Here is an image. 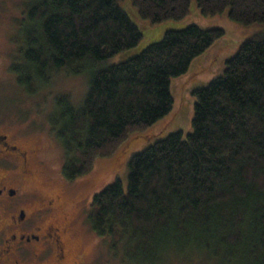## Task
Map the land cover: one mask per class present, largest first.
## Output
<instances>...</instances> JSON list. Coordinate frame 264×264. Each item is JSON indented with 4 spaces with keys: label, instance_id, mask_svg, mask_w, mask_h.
Listing matches in <instances>:
<instances>
[{
    "label": "trees",
    "instance_id": "trees-1",
    "mask_svg": "<svg viewBox=\"0 0 264 264\" xmlns=\"http://www.w3.org/2000/svg\"><path fill=\"white\" fill-rule=\"evenodd\" d=\"M122 1L25 2L20 27L25 22L28 33L13 66L19 83L31 89L60 71L89 74L84 100L59 98L52 125L68 180L90 174L131 135L169 116L174 78L227 34L200 25L167 30L131 59L108 65L144 38ZM131 1L154 25L186 19L194 0ZM196 1L206 18L227 13L242 26L264 27V0ZM193 96L192 132L170 133L134 155L127 187L116 181L95 194L92 228L124 247L126 264H264V34L245 38L224 73Z\"/></svg>",
    "mask_w": 264,
    "mask_h": 264
},
{
    "label": "rangeland",
    "instance_id": "rangeland-1",
    "mask_svg": "<svg viewBox=\"0 0 264 264\" xmlns=\"http://www.w3.org/2000/svg\"><path fill=\"white\" fill-rule=\"evenodd\" d=\"M27 0H0V118L1 131L10 142L30 149L33 176L31 183L44 194L63 197L60 216L73 215L76 219L69 236L70 256L65 264H126V250L113 247L110 237L99 236L89 218L95 194L101 193L116 181L127 187L131 158L144 151L148 145L177 131L189 134L193 130L195 98L193 91L209 85L224 73L226 61L233 58L245 38L264 34L263 26H242L228 18L227 13L206 18L193 1L191 12L181 21L152 24L141 19L133 1L124 0L122 6L142 30L144 38L136 48L113 57L108 65L131 59L148 44L160 41L167 30H177L188 25L204 29L220 28L226 36L210 50L195 59L190 71L174 78L172 90L175 106L171 114L144 133L131 135L114 156L97 160L92 172L77 180H68L63 172L66 151L52 125L59 117L57 101L66 94L75 105H80L89 89V74L74 75L69 70L56 73L49 83L34 80L31 89L18 81L13 66L22 61V45L28 33L24 19ZM21 64V63H20ZM24 65V63L22 64ZM66 213V214H65ZM72 219V218H71ZM197 261L171 260L164 264H207Z\"/></svg>",
    "mask_w": 264,
    "mask_h": 264
},
{
    "label": "flooded vegetation",
    "instance_id": "flooded-vegetation-1",
    "mask_svg": "<svg viewBox=\"0 0 264 264\" xmlns=\"http://www.w3.org/2000/svg\"><path fill=\"white\" fill-rule=\"evenodd\" d=\"M1 121L0 264H65L76 219L60 216V194L41 193L31 183L33 151L10 142Z\"/></svg>",
    "mask_w": 264,
    "mask_h": 264
}]
</instances>
